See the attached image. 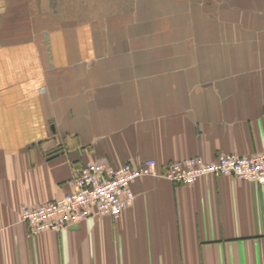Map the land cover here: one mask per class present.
I'll return each instance as SVG.
<instances>
[{"label":"crops","instance_id":"0c3cea01","mask_svg":"<svg viewBox=\"0 0 264 264\" xmlns=\"http://www.w3.org/2000/svg\"><path fill=\"white\" fill-rule=\"evenodd\" d=\"M264 152V0H0V264H264V185L142 177L117 219L31 236L84 166Z\"/></svg>","mask_w":264,"mask_h":264},{"label":"built area","instance_id":"2783aa9c","mask_svg":"<svg viewBox=\"0 0 264 264\" xmlns=\"http://www.w3.org/2000/svg\"><path fill=\"white\" fill-rule=\"evenodd\" d=\"M211 175L264 185V152L250 156L221 154L212 162L190 158L173 161L161 170L154 160L119 168L106 162L91 163L80 169L70 194L48 204L23 206L21 220L28 226L29 234L35 236L60 232L96 216L117 219L132 204L131 185L139 178H163L176 185L192 186Z\"/></svg>","mask_w":264,"mask_h":264}]
</instances>
